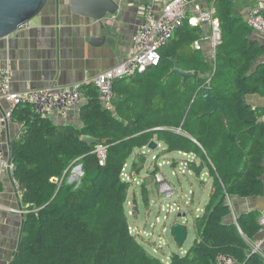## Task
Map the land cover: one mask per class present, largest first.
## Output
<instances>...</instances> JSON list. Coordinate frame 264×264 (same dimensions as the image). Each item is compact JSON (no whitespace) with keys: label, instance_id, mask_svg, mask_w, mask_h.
I'll return each instance as SVG.
<instances>
[{"label":"trees","instance_id":"trees-1","mask_svg":"<svg viewBox=\"0 0 264 264\" xmlns=\"http://www.w3.org/2000/svg\"><path fill=\"white\" fill-rule=\"evenodd\" d=\"M207 1L216 8L221 34L207 80H190L184 89L177 75L164 81L172 68L170 58L183 70L206 69L197 51L184 52L200 39L185 21L162 48L158 67L115 83L110 109L100 102L93 83L81 87L80 127L56 124L26 104L14 111L23 131L13 146V176L28 213L10 264H165L130 233L125 208L130 184L122 180L134 151L154 139L167 146L166 153L196 155L214 180L204 214L194 218L197 239L185 256L173 255L168 264H214L220 254L244 264H264L263 252L250 251L262 230L259 216H240L237 225L226 222L232 213L228 198L263 193L264 114L244 99L264 96V68L251 69L264 46L251 42L252 30L235 13L232 0ZM205 86L224 107L225 120L220 110L207 115L211 106L201 98ZM179 127L187 135L172 130ZM84 135L106 141L103 166L95 154L97 145L84 143ZM78 165L83 176L79 183H69ZM142 196L148 205L145 186Z\"/></svg>","mask_w":264,"mask_h":264},{"label":"crops","instance_id":"crops-1","mask_svg":"<svg viewBox=\"0 0 264 264\" xmlns=\"http://www.w3.org/2000/svg\"><path fill=\"white\" fill-rule=\"evenodd\" d=\"M144 1L125 0L118 13L112 16L108 15L102 21L97 22L70 14L68 0H60V6L57 5L56 0H52L40 17L31 21L9 37L0 39V66L9 68L12 71V91L24 92L27 90L44 89L53 84L69 88L77 84L83 86L93 83L99 74L121 63L133 52ZM232 2L235 13L241 15L245 21L244 16L247 13L250 2L247 0H240L238 3L236 0H232ZM210 5L207 1L203 3V8H207ZM189 6L188 24L197 29L200 37L203 35L208 36L211 31V25L198 24L196 20L197 15L193 12L192 2H190ZM190 19L191 23H189ZM178 38L179 36H177ZM251 42L256 43L259 47L264 46V36L260 37L252 31ZM184 52L193 55L196 50L191 46L186 48ZM195 54H199L204 59L203 62L206 65V69L204 72H199V76L207 80L215 67L214 53L210 43L205 42L203 49L197 51ZM261 67L264 68V53L253 62L251 69L255 71ZM245 99L250 107L260 109L264 114V96L256 94L247 95ZM8 109V103L4 101L0 103L1 112ZM51 120L56 124L72 123L76 126H81L78 107L73 108L69 112L66 123L56 114ZM18 133V125L8 124L0 138V147L8 146L10 142L15 141ZM153 142L157 143L160 149L167 150V146L162 142L155 139ZM137 152V150L134 151L132 154L133 158L137 155ZM179 155V152H174L163 156V158L167 159V162L171 159L173 163L174 160L181 159ZM201 164L199 162L198 166ZM183 169L185 170V168ZM204 170H207L205 174L210 176L209 168L206 165ZM203 171L200 174L201 176L204 175ZM185 173H187V170H185ZM152 185L155 186V182L149 184V187L146 183L144 184L150 201L157 199L155 198V192L152 193ZM155 188L157 190V186ZM212 194L213 182L210 197L206 205L203 208L196 207L194 209L190 207L189 212L193 215V221L194 218L204 214ZM0 205L4 208H26L20 202V199H18L16 187L9 175H6L2 184ZM229 205L232 213L230 218L226 219L228 224L237 225L238 217L250 213H256L259 216L258 221L261 224V219L264 218V185L263 193L260 196L252 198L231 197ZM138 214L140 216V210ZM139 216L136 219L135 216L131 217L134 220H138ZM23 220V216L21 215L12 214L7 211L4 212L0 226V264H10L17 250ZM261 226L262 230L257 241L263 242L262 252L264 253V225ZM197 237L198 234L195 230V236L186 250L178 254L166 255L160 260L168 264L173 255L185 256ZM154 255L157 256L159 254ZM162 255H165V253H162Z\"/></svg>","mask_w":264,"mask_h":264},{"label":"built area","instance_id":"built-area-1","mask_svg":"<svg viewBox=\"0 0 264 264\" xmlns=\"http://www.w3.org/2000/svg\"><path fill=\"white\" fill-rule=\"evenodd\" d=\"M125 0H117L119 7L123 4ZM204 0H193V12L197 15L198 24H210L211 30L213 31L214 37L210 39V36L203 35L200 39L194 42L193 47L196 51H201L203 49V44L209 42L213 53L215 54L216 48L220 43V23L217 19L216 8L208 6L203 8ZM250 2L248 7L246 19L248 27L258 36H264V0H247ZM189 0H145L141 12V21L138 26L137 35L134 42L133 52L121 63L117 64L110 70L99 74L93 84L98 90V97L104 108L110 109L112 107L113 100L116 97L114 91L115 83L126 78H131L137 74L145 71L151 67H158L162 60L161 50L167 44V42L172 38L176 29H178L185 21L188 20L189 13ZM191 23V19L189 20ZM28 25V24H27ZM12 83V71L9 68H3L0 66V103L6 102L9 104V109L7 111H0V138L7 128L8 124H16L19 126V133L17 138L22 135L23 127L14 121L13 113L19 105L26 104L33 107L35 112L43 118L51 119L54 115H58L65 123L68 121L69 112L73 108H77L84 104L85 93L82 91V85H74L73 87L64 88L57 84H53L48 88L38 89V90H27L24 92H14L11 89ZM209 84V80L206 85ZM207 87V86H205ZM174 132L187 135L181 127L172 129ZM16 138V139H17ZM196 144L197 141L192 139ZM199 145V144H198ZM148 149V146L142 148ZM182 161L179 166L174 168L178 174L185 175V170L187 173L194 174L193 171L188 169V165L197 161V157L194 154H185L179 152ZM99 159V164L104 165L107 158V147L104 145L97 146L95 150ZM160 165V164H159ZM161 166V165H160ZM128 164L123 168L122 180L129 183L130 186L134 184L143 185V180H139L138 177L132 175L127 171ZM178 168V170H177ZM185 168V170L183 169ZM77 169V168H76ZM14 164L9 161V148L0 147V193L2 189V184L6 175H9L14 185L17 187V194L20 196L19 185L13 176ZM77 178L83 176L82 166L78 167ZM71 171L68 182L72 180L76 175ZM62 180H55L56 184L62 183ZM156 186L158 192V198L156 202L164 210L166 206L169 211L167 216L164 218L166 221L169 218V214L173 212H183L184 208L187 213H189L190 203H182V198L179 191L176 190L173 183L162 174L156 175ZM228 198V203H229ZM157 207V206H156ZM7 211L12 214H17L24 216L28 213L26 208L19 207H8L4 208L0 205V226L3 220V214ZM179 212V213H180ZM178 214V213H176ZM182 220V219H181ZM187 222L183 223L186 224ZM176 224V223H175ZM261 225H264V218L261 219ZM171 227V226H170ZM134 227L130 226V233L135 236L139 235L141 230L138 227L133 230ZM146 228H144L145 230ZM148 230V229H146ZM154 230V226L152 227ZM138 231V232H137ZM165 231H170L165 229ZM143 234H147L146 231ZM153 233L149 234L148 238H151ZM156 242V241H154ZM145 244V243H144ZM167 246V242L161 240L156 247L153 248L154 254H159L158 249ZM262 241H256L250 245V251L252 253L262 254ZM148 247V245H147ZM153 254V253H151ZM153 254V255H154ZM156 256V255H155ZM214 264H244L236 261L230 256L220 254L216 258Z\"/></svg>","mask_w":264,"mask_h":264},{"label":"rangeland","instance_id":"rangeland-1","mask_svg":"<svg viewBox=\"0 0 264 264\" xmlns=\"http://www.w3.org/2000/svg\"><path fill=\"white\" fill-rule=\"evenodd\" d=\"M192 1L193 0H191L190 2ZM236 1L237 3L240 2V0H236ZM205 2H207V0L202 1V3ZM215 17H217L218 19L217 14ZM247 17L248 14L246 13L244 16L245 20L247 19ZM209 36L210 39L214 37L212 30L210 31ZM161 148L163 147L161 146ZM164 150L160 149L157 146L155 150L146 148L143 149L142 152L138 151L137 155H135L134 158L137 157L139 158L140 163L142 165L141 168L138 169V167L135 165V159L133 158L132 155L127 161L128 164L127 171L132 175L138 177L139 180L141 181L143 180L144 184L146 183L148 187L149 184H152V182L154 183L156 181V175L162 173L166 177V179L168 178L169 180H171L176 190L179 191V194L182 198V203L189 202L190 206L193 207L194 209L196 207L203 208L206 205L207 201L209 200L213 178L205 174L207 170L203 171L204 175L202 176L201 175L197 176L195 173L193 175L188 173H186L185 175H179L178 172L174 170V168L178 167L180 162L182 161L181 155H179L181 159L174 160L173 163L171 162L170 159L167 162V159H164L163 156L171 153H166V151ZM175 161H177L176 164ZM199 162L202 163L201 159L198 158L197 161L188 165V169L194 172L195 170L193 169V167L194 166L198 167ZM78 167L79 165L75 166L72 170L74 172L73 174L76 175L74 178V182L79 183L81 178H77V174L79 173ZM71 182L72 180L69 183ZM144 184L141 186H139V184H134L130 186V190L128 192V199L125 204L126 213H127L126 215L130 226L134 227L133 230L136 229L135 227H138L141 230V233L139 235L142 236L139 237L135 236V238L137 239L138 242H140L143 245V247H146L150 253H154L153 248L156 247L161 240L164 242V239L166 238L168 242L167 246L158 249L160 253L156 257H158L159 259H163L164 256L166 255L168 256L169 254H178L183 250H186L195 236L192 213L191 212L187 213V211L184 208H182L183 212L180 211L173 212L169 214V218L165 221L164 218L167 216L169 209L165 206L164 210L162 211V208H160V205L156 202L157 199L156 200L153 199L152 201L149 200L148 205H146L143 201V196H142V187L144 186ZM155 187H156V183L155 186L152 185L151 187L152 193L155 192V198H158L159 194L157 195L156 192L157 190ZM137 210L138 211L140 210V216ZM184 213L188 215V219L187 220L178 219V215ZM131 216H135V219L137 216H139V219L137 218L139 221L134 220V218ZM185 222H187L186 224L189 230V235L184 246L182 248H179L175 243L174 238L171 236L170 231L166 232L165 229L166 230L169 229L170 226L174 225L175 223L179 224ZM153 226H154V230H152ZM144 228L148 230L146 229L144 230ZM145 231L147 234H143V232ZM150 233H153V235L151 236V238H148ZM162 253H165V255H162Z\"/></svg>","mask_w":264,"mask_h":264},{"label":"water","instance_id":"water-1","mask_svg":"<svg viewBox=\"0 0 264 264\" xmlns=\"http://www.w3.org/2000/svg\"><path fill=\"white\" fill-rule=\"evenodd\" d=\"M51 1L52 0H0V39L9 37L31 21L40 17L46 11ZM56 1L57 5L60 6V0ZM68 7L70 14L97 22L102 21L108 15H115L120 10L117 0H68ZM169 60L172 63V68H170L164 81H168L172 76L177 75L181 78V88L184 89L188 81L192 80L193 83L196 84L200 80V73L198 71L183 70L176 60L173 58ZM201 98L211 106L207 114L208 116H212L217 110H220L222 112V118L224 120L226 119L224 107L212 96L211 88L205 87L202 91ZM82 141L89 146H101L106 144V141L88 135H84ZM14 142L15 141H12L8 144L10 162H13ZM148 148L155 150L157 144L151 142ZM135 164L138 169L142 166L138 157L135 158ZM204 168L205 165L202 163L196 168L195 174L199 176ZM17 197L20 199L18 194ZM137 212L139 211L137 210ZM178 219L187 220L188 215L186 213L179 214ZM170 234L174 238L177 246L182 248L189 235L187 224L177 223L172 225L170 227Z\"/></svg>","mask_w":264,"mask_h":264},{"label":"clouds","instance_id":"clouds-1","mask_svg":"<svg viewBox=\"0 0 264 264\" xmlns=\"http://www.w3.org/2000/svg\"><path fill=\"white\" fill-rule=\"evenodd\" d=\"M195 172V171H194ZM155 256V255H154Z\"/></svg>","mask_w":264,"mask_h":264}]
</instances>
